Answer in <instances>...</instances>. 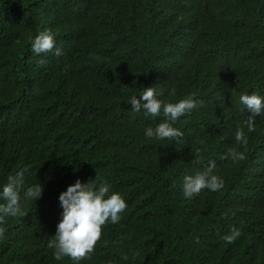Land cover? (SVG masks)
Instances as JSON below:
<instances>
[{
	"label": "trees",
	"instance_id": "1",
	"mask_svg": "<svg viewBox=\"0 0 264 264\" xmlns=\"http://www.w3.org/2000/svg\"><path fill=\"white\" fill-rule=\"evenodd\" d=\"M45 29L60 55L32 52ZM150 86L197 101L173 125L181 142L145 136L165 117L129 98ZM251 94L264 98V0H0V190L26 169L0 264H264V115L248 132L239 103ZM229 148L245 158L221 159ZM213 161L223 188L186 198L183 177ZM77 179L126 209L89 257L56 260L59 195ZM37 184L41 198H25Z\"/></svg>",
	"mask_w": 264,
	"mask_h": 264
},
{
	"label": "clouds",
	"instance_id": "2",
	"mask_svg": "<svg viewBox=\"0 0 264 264\" xmlns=\"http://www.w3.org/2000/svg\"><path fill=\"white\" fill-rule=\"evenodd\" d=\"M32 52L35 54L60 55L62 50L55 46V37L50 29L41 31L32 40ZM97 59H99L97 57ZM41 59L40 63H46ZM133 113L143 111L145 117H159L161 114L165 121L159 123L155 128L145 129L147 138L157 140H170L176 143L181 142L183 132L174 127V123L187 113L197 107V101L193 98H185L177 103H168L160 100L155 95L154 86L144 87L139 95L129 98ZM239 103L243 106L241 111L248 113L244 121L248 132L255 131V118L264 115V98L259 95H241ZM237 143L247 144L243 128L238 124L234 133ZM200 149L196 150L195 158H199ZM244 154L235 148H229L221 159L243 160ZM215 162H211L209 168L195 175L183 177V194L186 198H192L207 188L211 191H219L223 188V180L212 174ZM21 170L14 177H9V182L0 190V225L6 222V217H14L21 213L22 204L20 187L23 183ZM97 175L95 180L97 179ZM95 180L82 182L77 179L67 189L60 193L59 202L63 209L62 219L56 226L55 235L51 236L48 247L54 249V258L61 260L64 256L79 261L87 258L93 252L98 240L101 238L102 226L108 223H118L121 219L120 213L126 209V202L119 193L110 192L109 186L105 184L96 186ZM43 187L41 184L29 187L24 193L25 198L35 201L42 196ZM5 229L0 227V237H3ZM241 235L240 230L233 228L231 234L221 237L227 243H233ZM126 258V257H125Z\"/></svg>",
	"mask_w": 264,
	"mask_h": 264
}]
</instances>
